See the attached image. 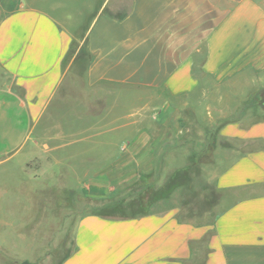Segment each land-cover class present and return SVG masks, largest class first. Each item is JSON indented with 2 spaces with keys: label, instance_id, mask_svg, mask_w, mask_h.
I'll use <instances>...</instances> for the list:
<instances>
[{
  "label": "crops",
  "instance_id": "0c3cea01",
  "mask_svg": "<svg viewBox=\"0 0 264 264\" xmlns=\"http://www.w3.org/2000/svg\"><path fill=\"white\" fill-rule=\"evenodd\" d=\"M0 5L5 7L0 117L16 115L27 130L20 144L0 143V156L11 158L29 144L31 155L48 168L62 163V150L75 144L84 147L68 164L114 163L120 148L134 157L144 147L149 157L164 146L145 134L124 143L68 142L70 130L54 129L52 118L64 115L68 99L77 100L73 91L91 109L107 106L111 96L115 101L107 109L114 115L123 98L108 87H127L128 100L134 89H143L153 93L145 108L165 120L169 109L203 99L235 72L264 61V0H0ZM246 117L218 132L232 155L213 181L222 195L217 211L212 206L201 218L171 206L128 218L83 214L75 247L60 264H264V118ZM44 119L46 127H40ZM40 132L47 133V142L37 141ZM81 171L77 177L86 179L84 168L75 174Z\"/></svg>",
  "mask_w": 264,
  "mask_h": 264
},
{
  "label": "rangeland",
  "instance_id": "374dc122",
  "mask_svg": "<svg viewBox=\"0 0 264 264\" xmlns=\"http://www.w3.org/2000/svg\"><path fill=\"white\" fill-rule=\"evenodd\" d=\"M4 8L0 5V18ZM263 89L264 61L262 67L248 65L235 72L206 98L169 109L165 120L145 108L153 93L143 89H134L137 97L129 95L128 100L127 87H108L123 98L117 110L113 108L114 115L107 109L115 101L111 96L106 97L107 106L91 109L73 91L70 96L77 100L68 99L64 115L52 118L54 129L64 125L70 130L65 132L68 142L112 139L124 143L139 135L142 140L145 134L147 140L162 139L164 146L154 148L149 157L144 147L136 148L134 157L120 148L114 163L68 164L66 159L84 147L75 144L62 150V163L50 168L31 155L29 144L11 158L0 156V264H60L75 247L74 231L83 214L117 218L171 206L183 207L192 216L202 214L201 218L212 206L217 211L222 195L213 181L232 155L219 129L246 115L250 122L263 119ZM133 111L136 115L130 114ZM21 124L11 113L0 117V143L20 144L27 132ZM40 127H46L45 119ZM133 127L138 130L131 133ZM46 136L40 132L37 141L47 142ZM78 168H84L86 179L77 177L83 175V171L75 174Z\"/></svg>",
  "mask_w": 264,
  "mask_h": 264
},
{
  "label": "trees",
  "instance_id": "16d2710c",
  "mask_svg": "<svg viewBox=\"0 0 264 264\" xmlns=\"http://www.w3.org/2000/svg\"><path fill=\"white\" fill-rule=\"evenodd\" d=\"M120 202L121 201H117L118 206L120 205ZM147 212H148V210L147 211L144 210V211H138V212H131L130 214H127V215H124V216H121V217H117V218H128V217H132V216H137V215L145 214ZM97 215H100V214H97ZM100 216H103V215H100ZM103 217H106V216H103ZM107 218H110V217H107Z\"/></svg>",
  "mask_w": 264,
  "mask_h": 264
},
{
  "label": "water",
  "instance_id": "95a60500",
  "mask_svg": "<svg viewBox=\"0 0 264 264\" xmlns=\"http://www.w3.org/2000/svg\"><path fill=\"white\" fill-rule=\"evenodd\" d=\"M263 94H264V89H263ZM263 104H264V101H263Z\"/></svg>",
  "mask_w": 264,
  "mask_h": 264
}]
</instances>
